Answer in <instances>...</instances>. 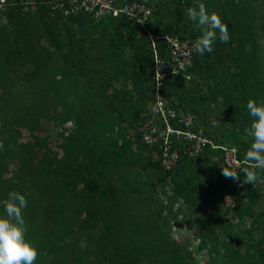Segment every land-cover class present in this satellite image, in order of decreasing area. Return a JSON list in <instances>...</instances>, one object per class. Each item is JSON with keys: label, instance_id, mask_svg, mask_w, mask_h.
<instances>
[{"label": "trees", "instance_id": "16d2710c", "mask_svg": "<svg viewBox=\"0 0 264 264\" xmlns=\"http://www.w3.org/2000/svg\"><path fill=\"white\" fill-rule=\"evenodd\" d=\"M171 2L189 7L203 2L227 25L230 40L222 43L217 38L212 53H195L187 71L189 79L170 77L161 91L179 107L182 85L192 74L202 75L212 92L220 91V110L225 116L232 115L236 124L232 145L238 147L243 161L237 171L243 180L241 169L248 165L240 150L247 128L244 124L252 120L246 104L249 99H264L260 78L264 61L257 42V32H264V20H257L250 8H264V0ZM154 12L152 8V16ZM151 18L141 29L122 18H53L44 6L24 15L20 8L10 7L0 15V143H6L3 137L8 136L12 154L9 159L0 152V215L10 191L26 197V239L39 253L34 264H191V257L165 231L175 216L172 206L176 202L188 208L198 203L196 207L202 208L195 207L193 219L195 229L201 230L198 250L205 251L214 263L264 264V245L256 248L252 244V250L241 252L223 239L219 241L216 229L210 227L206 233L201 228V213L218 216L220 206L235 212L238 220L243 214L251 217L252 211L242 199L255 203L257 188L246 185L245 194L233 199L234 207L228 209L222 204L227 187L221 186L215 198L208 186L199 183L210 163L209 148L164 172L157 161L151 162L153 150L140 142L139 114L147 109L153 87L147 33L190 39L201 35L197 28L179 29L177 25L159 29L150 23ZM88 19L95 23L93 30L72 28L71 24ZM60 20L69 24L63 25V34L54 26ZM43 38L46 45L41 43ZM126 48L131 54L125 58ZM187 105L193 119L197 118L194 103L187 101ZM50 111L54 112L53 124L63 129L55 141L48 134H39L41 119H49ZM67 122L72 123L69 129L63 127ZM22 130L27 132L25 139ZM200 134L210 136L209 132ZM214 154L219 157L221 150ZM140 160L160 170L163 186L170 187L168 202L159 201L156 210L148 207L142 219L132 209L136 203L147 208L152 200L146 192H131L134 201L127 203L131 189L127 190L121 176L134 165L141 166ZM208 170L220 182L217 169ZM259 177L264 179V172ZM202 190L208 194L206 206L200 204ZM224 228L223 236L230 237V226Z\"/></svg>", "mask_w": 264, "mask_h": 264}, {"label": "rangeland", "instance_id": "374dc122", "mask_svg": "<svg viewBox=\"0 0 264 264\" xmlns=\"http://www.w3.org/2000/svg\"><path fill=\"white\" fill-rule=\"evenodd\" d=\"M153 10L155 11L150 23H152L155 27H159V29H164L170 26L172 29L177 25L180 27H189L193 28V31L196 30L195 24L190 21L186 15V10L189 6L180 5L177 6L176 3L171 2V0H149ZM198 4V3H197ZM255 6V5H254ZM262 6H255L253 9L250 8V11L253 12L257 20L261 18L264 20V12ZM209 12H211L209 10ZM263 13V14H262ZM85 16V15H84ZM54 22V21H53ZM64 20H60L54 23L55 29L58 28V32L63 34L64 26L69 25L68 23L64 24ZM72 25L73 29H81L82 31H91L95 26V23L91 20L87 21H77ZM107 29V28H106ZM258 34V45L260 48L259 56L264 61V32H257ZM41 43L46 45V39H41ZM131 54V50L126 48L124 51V56L129 57ZM229 65L233 70V66ZM264 65V64H263ZM260 78L264 83V74L260 75ZM115 86H119L118 83ZM182 98L179 101L180 107L184 108L190 112L193 111L187 105V101H191L194 103V107L198 111L197 118L194 119L195 126L198 131L209 132V140L217 146L220 147H228L233 146L232 142V133L236 130V124L233 122L232 115L225 116L224 112H221V96L220 91L216 89L214 92L209 90L206 79L202 77V75L192 74L190 80L183 83L182 85ZM22 90V89H20ZM148 106V102H146ZM54 112L50 111L49 119H41V131L40 135L48 134L50 136L51 141H55L58 139L59 131L62 129L61 127H56L53 122L55 121L52 117ZM251 120L247 125L244 126L249 127ZM64 128L69 129L72 127L71 122L65 123L63 125ZM63 130V129H62ZM64 132V131H63ZM237 136V135H236ZM14 137V136H12ZM216 138V142L212 139ZM21 138H27V132L22 130ZM6 139V143H3V147L0 148L1 155L8 157L11 159L12 154L9 152L10 149V140L8 136L3 137V140ZM20 139V138H19ZM2 140V141H3ZM214 141V142H213ZM52 143V142H51ZM251 138L247 137L246 134H243V147L241 151V155L243 158L245 157L246 151L250 148ZM53 145V143H52ZM209 151L210 154V163L205 166V171L203 175L199 176V183L201 185L205 184V186L209 187V193L213 194V197L216 198V193L220 192V187L223 186V189L227 187L226 193L232 200H238L240 194H245L246 185H251L253 188H257L259 193V198L255 203H249L246 197H243L242 203L247 205L248 208L252 211L251 217L249 215L243 214V219L236 217L235 212L233 211H225L223 208H219L218 216L217 214L205 215L204 212L201 213L203 219V225L201 228L205 230L206 233H210V227L216 229L219 234V241L222 239L225 242H228L238 247L241 252L248 251L250 245H256V248L263 247L264 245V179L259 178L258 181L254 184H246L243 183V180L239 179L238 181H234L231 178H225L222 174V163L220 157L214 154V152L218 149ZM151 162L155 161V156L152 155L150 157ZM141 166L134 165V169H130L127 172H124L121 176L125 183H127V190H130L131 198H128L127 203L133 202V196L137 193H147L152 203L147 205L145 208L142 204H135L136 214L141 219L144 217L145 212L148 210V207L151 210H156L159 208V201H162L164 204L168 202L167 197L169 196L170 187L163 186L164 181L162 180V172L151 165H145L144 161L140 160ZM208 167L213 169H217L219 175V181L214 180V174H210ZM258 176L260 174V170H256ZM244 179V178H243ZM203 183V184H202ZM201 203L203 206H206L208 202V194L202 190L201 194ZM140 197V196H139ZM158 197V199L156 198ZM141 199V198H140ZM154 200V201H153ZM129 205V204H128ZM197 205H199L197 203ZM196 205V206H197ZM195 206V207H196ZM188 208L184 206L180 202H176L172 206V210L174 211L175 216L172 217L169 221L170 227L166 228V232L175 243H177L180 248L187 252V255L191 257V264H221L214 263V261L208 257L205 251L198 250V240L197 234L201 231L200 229H195L193 219L195 215L194 210H202V208ZM200 212V211H199ZM164 212L162 213L164 215ZM200 214V213H199ZM198 214V215H199ZM221 219V222L219 221ZM205 221V222H204ZM228 224L230 226L231 235L230 237H224L223 232L225 230V225ZM229 228V227H228ZM234 234H237V238L233 237ZM209 236V235H208ZM230 238V239H229ZM255 242V243H254ZM210 245V242L207 243V247ZM219 261V259H218Z\"/></svg>", "mask_w": 264, "mask_h": 264}, {"label": "built area", "instance_id": "2783aa9c", "mask_svg": "<svg viewBox=\"0 0 264 264\" xmlns=\"http://www.w3.org/2000/svg\"><path fill=\"white\" fill-rule=\"evenodd\" d=\"M44 6L51 16L61 18L85 15L94 21L105 18H122L144 29L152 16L148 0H0V15L10 7L20 8L21 15L34 13ZM151 55L150 81L153 85L147 109L139 114L138 136L142 145L153 150L155 161L162 171H172L185 158L201 156L205 149L217 146L197 130L191 112L177 107L175 102L163 94L166 81L187 74L196 53L193 44L197 39L180 38L176 35L147 33ZM157 73H160L157 75ZM234 146L220 147L219 155L223 168L236 172L243 161ZM222 204L234 207L233 200L225 195Z\"/></svg>", "mask_w": 264, "mask_h": 264}, {"label": "clouds", "instance_id": "9594fccd", "mask_svg": "<svg viewBox=\"0 0 264 264\" xmlns=\"http://www.w3.org/2000/svg\"><path fill=\"white\" fill-rule=\"evenodd\" d=\"M186 15L201 32L193 44L199 56H203L205 52L212 53L217 38L222 43L230 40L227 25L223 23L220 15L215 11L209 12L203 2L196 7L187 8ZM246 108L252 120L244 131L251 138V143L244 157L248 166L243 167L241 172L244 176L243 183L254 184L260 178L256 170L264 172V99H249ZM2 147L3 144L0 143V148ZM231 151L236 153L239 149L234 146ZM222 174L234 181L240 179L239 173L234 169L222 168ZM26 207V197L17 191H10L3 201V215H0V264H34L38 259L37 248L26 239L27 229L23 218Z\"/></svg>", "mask_w": 264, "mask_h": 264}]
</instances>
